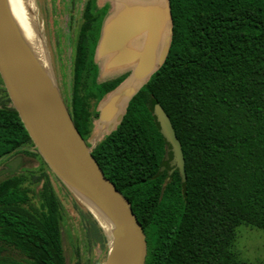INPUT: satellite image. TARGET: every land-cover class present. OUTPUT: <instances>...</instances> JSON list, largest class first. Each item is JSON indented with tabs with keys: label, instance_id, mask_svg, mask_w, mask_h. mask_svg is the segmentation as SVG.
Wrapping results in <instances>:
<instances>
[{
	"label": "trees",
	"instance_id": "trees-1",
	"mask_svg": "<svg viewBox=\"0 0 264 264\" xmlns=\"http://www.w3.org/2000/svg\"><path fill=\"white\" fill-rule=\"evenodd\" d=\"M168 2L167 59L92 154L145 231L146 264H239L232 251L237 228L264 230V0ZM85 19L69 110L88 141L98 104L130 73L85 85L96 57L87 44L95 21L91 4ZM7 103L0 108V161L25 153L39 157L45 169L6 172L0 179V264H68L52 175L58 179L9 107L8 93ZM156 104L181 142L184 178L179 170L169 174ZM95 225L93 238L105 250L109 240Z\"/></svg>",
	"mask_w": 264,
	"mask_h": 264
},
{
	"label": "water",
	"instance_id": "water-1",
	"mask_svg": "<svg viewBox=\"0 0 264 264\" xmlns=\"http://www.w3.org/2000/svg\"><path fill=\"white\" fill-rule=\"evenodd\" d=\"M33 16L37 19L35 30L40 42L42 35L35 12ZM171 20L168 0L134 1L124 4L105 24L97 59L103 61L105 70H131L126 81L99 109V120L108 133L122 121L129 101L166 61ZM0 76L38 153L107 236L109 245L103 264H146L145 231L131 203L106 177L93 156L99 142L96 140L91 146L80 134L56 85L47 56L40 44L35 51L24 38L7 0H0ZM153 113L168 144L165 159L172 168L169 174L179 170L184 178V154L172 122L160 104L154 106ZM19 162L20 158L11 162L8 172L15 173ZM165 169L162 167L161 171Z\"/></svg>",
	"mask_w": 264,
	"mask_h": 264
},
{
	"label": "rangeland",
	"instance_id": "rangeland-1",
	"mask_svg": "<svg viewBox=\"0 0 264 264\" xmlns=\"http://www.w3.org/2000/svg\"><path fill=\"white\" fill-rule=\"evenodd\" d=\"M85 1L35 0L36 11L34 12L38 18V25L42 35L41 43L39 42L40 48L47 56L56 85L65 104L70 109L74 94L73 78L76 42L83 22L82 11ZM134 1L153 2L158 0H94V2H98L100 7L104 5V8L99 11V22L95 25V38L97 41L100 39L105 24L119 13L124 4ZM159 1L163 2L164 0ZM91 50L93 53L96 52V43H93ZM94 62L95 69L85 78V85L88 87L93 85L94 82L106 81L123 70V72L128 71L127 68L121 71L105 70L103 61L98 60L97 56L94 58ZM110 97L111 94L101 101L99 109L104 103L109 101ZM6 104H8L6 88L0 76V108ZM11 106H13L12 102L9 104V107ZM105 127H102L99 119L94 122L92 134L88 139V143L91 146L96 144V140L98 143L108 134ZM26 149L36 154V150L33 147ZM16 158H20V162L15 169L17 172L25 170L38 175L41 170L45 169L39 157L22 153L13 158H6L0 161V179L11 168L10 163ZM52 174L54 173L52 172ZM56 178L58 179L57 176ZM52 183L62 204V232L67 263L103 264L107 257L108 247L105 250L102 249L100 243L96 242L92 235L93 226L96 224V228H99V223L93 217L86 215L87 208L53 175ZM76 201L80 204V208L75 204ZM232 251L236 255L239 264H264V230L248 225L239 226Z\"/></svg>",
	"mask_w": 264,
	"mask_h": 264
},
{
	"label": "bare ground",
	"instance_id": "bare-ground-1",
	"mask_svg": "<svg viewBox=\"0 0 264 264\" xmlns=\"http://www.w3.org/2000/svg\"><path fill=\"white\" fill-rule=\"evenodd\" d=\"M7 3L24 38L37 51L39 36L35 30V22H37V19L33 16V12L36 11L35 0H7ZM39 58L41 61L43 60L41 56Z\"/></svg>",
	"mask_w": 264,
	"mask_h": 264
},
{
	"label": "flooded vegetation",
	"instance_id": "flooded-vegetation-1",
	"mask_svg": "<svg viewBox=\"0 0 264 264\" xmlns=\"http://www.w3.org/2000/svg\"><path fill=\"white\" fill-rule=\"evenodd\" d=\"M92 6V8H94V15H95V21L91 24V28L90 30L88 31V40H87V44H88V48L92 49V46H93V43H96V53H97V49H98V46H99V43L101 41V38H102V35H103V30H102V33H101V36H100V39L97 41L96 38H95V29H96V24L99 22V11L102 10L104 8V5L103 6H99L98 2H94V0H86L85 3H84V6H83V11H82V24L80 26V30H79V33H78V36H77V42H76V50H77V45H78V42H79V37H80V34H81V31L83 29V27L85 26L86 24V19H85V14H86V10H87V7L88 5ZM104 29V28H103ZM95 63V62H94ZM126 72H131V70L128 69V71ZM126 72H123L121 73L120 75L126 73ZM120 75H117V76H120ZM130 76V74H129ZM128 76V77H129ZM114 77V76H113ZM112 78V77H111ZM110 79V78H109ZM126 81V80H125ZM110 95V94H108ZM107 95V96H108ZM106 97V96H105ZM104 97V98H105ZM103 100V99H102ZM101 103V102H100ZM100 103L98 104L97 106V112L99 113V106H100ZM100 116V115H99ZM99 119V117L95 118L93 120V127H94V122ZM88 142V141H87ZM9 170V169H8ZM8 170L6 172H8Z\"/></svg>",
	"mask_w": 264,
	"mask_h": 264
}]
</instances>
